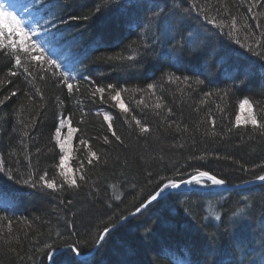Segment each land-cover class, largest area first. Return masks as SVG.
Returning a JSON list of instances; mask_svg holds the SVG:
<instances>
[{"label":"trees","instance_id":"obj_1","mask_svg":"<svg viewBox=\"0 0 264 264\" xmlns=\"http://www.w3.org/2000/svg\"><path fill=\"white\" fill-rule=\"evenodd\" d=\"M0 5L29 24L26 31L55 33L47 47L57 50L51 58L61 64L57 71L21 52L15 67L18 46L0 42V264H49L48 246L56 252L72 243L87 255L105 228L135 212L167 179L207 171L233 187L264 175V128L236 123L239 104L248 99L251 116L264 124V0ZM61 117L75 132L73 179L60 171ZM92 152L98 161L89 164ZM45 172L56 190L24 184L40 183ZM210 186L167 194L82 260L264 264V184L234 191Z\"/></svg>","mask_w":264,"mask_h":264},{"label":"snow or ice","instance_id":"obj_2","mask_svg":"<svg viewBox=\"0 0 264 264\" xmlns=\"http://www.w3.org/2000/svg\"><path fill=\"white\" fill-rule=\"evenodd\" d=\"M193 7H195V5H193ZM97 12H100L101 9L97 8L96 9ZM202 11V9L200 10ZM72 19H78L77 17H73ZM205 20L210 23L213 24L214 23V18L209 19L208 16H205ZM5 22L8 23L9 28L11 30V32L14 35H19L20 36V42L18 45V50L16 51V55L14 57L15 60V67H20L21 66V58L19 53H25L27 54L32 61H41L43 60L44 63H46L47 65H49L51 68L56 69L57 71L60 70L61 68V64L58 60V58H51L53 56L57 55V50L53 47L51 49H49L47 46L49 44L52 43L53 40H55L56 34L55 33H51L48 31L47 28L43 29V35H41L40 32H38L36 29H31L30 31H26V25L17 18V16L13 15L11 12H9L4 5H0V25L4 24ZM37 25L39 26V21L36 22ZM235 23V18L233 17V26ZM221 27L223 25H220ZM34 36H41V39L39 42L36 41H32V37ZM12 47L14 50L17 49V45L16 42L13 41ZM3 48V44H0V49ZM46 51L50 52V56L49 57H45L44 53ZM33 52L39 53L38 56L36 55H32ZM111 59V57L109 58ZM128 60H132L134 59V57H132L131 55L127 57ZM44 71H47V69H45ZM25 72H28V69L25 68ZM10 75L15 76L17 75V73L15 71H11ZM53 75H55V73H53ZM61 75H64L63 73H61ZM41 79H44V77H40ZM69 77L65 76L64 80L62 81V83L67 87L68 92L71 94L73 91V85L71 83L68 82ZM72 79H75L74 77H72ZM84 79H88V77H84ZM112 85H109V88H111ZM154 87V85L149 84L148 88L151 90ZM104 89L103 88H96V92L99 93H103ZM12 96L16 95V92H12L11 93ZM120 96V93L117 92L116 96L112 97L113 99H117ZM0 103H3V101H0ZM248 107L249 112L251 113L252 111V105L249 102L248 99H244L240 102L239 107L241 109H244L245 107ZM157 107H159V105H157ZM125 111H127V109H125ZM106 120L110 119L108 116L105 117ZM65 122V118L61 117L60 118V123L61 125H63ZM250 122L253 126H258L260 128H264V124H258L257 119L254 116L250 117ZM139 123V122H138ZM236 123L237 125H239L240 123V117L237 116L236 117ZM109 128L111 129V124H109ZM141 132H148L149 129L146 127H141ZM57 135H59L60 129L57 128ZM115 136V132L112 133ZM117 140H119V137H116ZM57 143L59 144V140H57ZM105 143H107V138L105 139ZM61 150L63 151V145H61ZM91 157L92 159L89 160V164L92 163L93 159H96L98 161V157L96 155L95 152L91 153ZM30 163V162H29ZM64 164V158L61 157L60 159V165L62 166ZM260 167H264V165H261ZM2 167H0V171H2ZM61 175H64V173H61ZM47 173L45 172L43 175L39 176V182L37 183L36 181H29V180H25L24 184L31 186L33 188L39 187V186H43L44 188L47 189H51V190H56V184L54 182H51L49 180L46 179ZM9 179H12L11 176L8 177ZM202 178H206L207 181L210 182L211 186H217V187H223L226 184V181L222 178H217L215 175L210 174L207 171H198L197 175L192 176L190 179H185V180H181L179 182L171 180V179H167L166 183H163L162 186H158V190L154 192V194H151L150 197L147 200V204H142L140 208H137L136 211L140 212L141 208L147 207L149 204H151L153 201H157L158 198L162 197L163 194L165 193L166 190H176L179 189L181 187V185H200L202 187H208V184H201V179ZM81 179H84V177H81ZM166 179V178H165ZM256 179L260 182H264V175H258L256 177ZM66 182L69 183L70 186H75L76 182L75 180H71L68 181L66 179ZM171 195V193H170ZM9 231H11V227H9ZM110 229L105 228L103 230V232H101L98 237H97V245L99 246L100 243H102L105 238L109 235L110 233ZM57 235H59V233H57ZM49 247V251L46 252V256L49 260V264H88L87 260H82L81 259V250L79 248V246L75 243L69 244L67 251L65 253H61V255L63 256V260L59 261L57 259V255L55 251L51 250V246Z\"/></svg>","mask_w":264,"mask_h":264},{"label":"rangeland","instance_id":"obj_3","mask_svg":"<svg viewBox=\"0 0 264 264\" xmlns=\"http://www.w3.org/2000/svg\"><path fill=\"white\" fill-rule=\"evenodd\" d=\"M18 9L19 8L17 7L16 13H18ZM24 24L27 27L29 26V24H27V23H24ZM32 27L33 26H30L29 28L34 29V27L33 28ZM2 40L5 42H9L11 44H13V41H15L17 46L19 45V42H20V36L14 35L11 32L7 22L0 25V42ZM238 116L240 117V123L249 122L250 121L249 118L251 117V113L249 112L248 107L246 106L244 109L240 108ZM58 128L60 129V132H59V135H57V131H56L55 140H56L57 147L60 151L61 157L64 158V164L62 166L60 165V171H61V173L66 174L68 179H71L72 170L70 168V162H71V158L73 156L75 132H74V129L71 128L69 122L66 120H65L63 125H61V123H60ZM57 140H59V142H60L59 144L57 143ZM61 145H63V151L61 150ZM72 179H73V177H72ZM201 184H204V183L201 182ZM193 185L196 186L197 188H200V189L207 188V187H202V186L196 185V184H193ZM210 187H213V186H210Z\"/></svg>","mask_w":264,"mask_h":264},{"label":"water","instance_id":"obj_4","mask_svg":"<svg viewBox=\"0 0 264 264\" xmlns=\"http://www.w3.org/2000/svg\"><path fill=\"white\" fill-rule=\"evenodd\" d=\"M257 184H264V182H260V181L257 180V181H254V182L245 183V184L238 185V186H233V187H231V186H226V185H224L223 187H219V188H221V189L223 188V189H225V190H227V191H234V190H239V189H242V188H245V187H249V186H253V185H257ZM185 186H188V185H181V187H185ZM181 187H180V188H181ZM176 190H177V189H176ZM176 190H166L165 193L163 194V196L160 197V198H158V200L161 199V198H163V197H165L167 194L172 193V192H174V191H176ZM158 200H157V201H158ZM155 202H156V201H153V202H152L151 204H149L147 207L141 208V211H140V212L135 211V212H133L132 214H130V215H128L127 217H125V218H123L122 220H120L119 223H117L116 226L110 228V230H111L110 233L113 232L114 230H116L118 227L122 226L124 223H126V222L129 221L130 219L136 217L137 215H139L140 213H142L143 211H145L150 205H152V204L155 203ZM145 204H147V202H146ZM100 244H101V243H100ZM100 244H99V245H100ZM97 248H98V245H96L95 248H94L90 253H88L87 255H85V256H83V257L81 256V259H85V258H88V257H90L91 255H93V254L95 253V251H96ZM65 251H67V249H62V250L56 251V255L61 254V253H64Z\"/></svg>","mask_w":264,"mask_h":264}]
</instances>
